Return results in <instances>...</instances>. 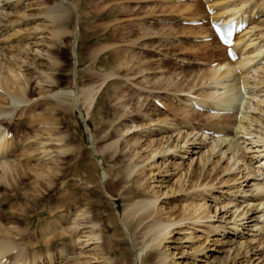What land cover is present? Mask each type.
Here are the masks:
<instances>
[{
  "label": "rangeland",
  "instance_id": "374dc122",
  "mask_svg": "<svg viewBox=\"0 0 264 264\" xmlns=\"http://www.w3.org/2000/svg\"><path fill=\"white\" fill-rule=\"evenodd\" d=\"M40 1L24 0L19 5L25 10L26 20L8 29L6 49L4 47L0 55L2 59H7L10 54L18 55L17 48L27 43L24 48L26 51L18 55L21 56L18 61L23 62L21 72H33L28 86V97L34 105L32 113L27 115H30L28 121L30 119L31 123L21 124L16 118V111L9 121L2 123V128L8 131L14 144H17L8 158L33 166L38 172L44 170L43 179H48L45 176L58 177L55 181L53 179L52 189L43 190L45 197L37 211L60 204L58 188L67 184L71 188L69 192L75 194L79 203L72 213L84 211V216L97 214L99 217L94 227L87 225L97 230V239L90 241L91 244L88 242L84 245L81 242L86 234H79V243L77 240L74 242L77 236L73 232L55 231V237L66 235V240L57 241L51 248L52 261L48 264H72L71 258L78 253H81L82 264H155L156 260L151 258L159 248L149 246L145 249L146 244L143 243L146 238L139 233L141 225L134 234L125 219V212L130 207L124 195L127 188H135L148 196L153 193L159 195L152 217L170 216L179 219L197 203H204L206 210L210 211L209 218L198 222L184 220L169 228L172 232L160 246L161 250L173 252L167 264H264V215L259 216L264 206L258 205L255 209L256 202L252 199L255 187L264 190L261 183L264 174L260 175L264 171V140L260 141L259 136L264 134L262 1L47 0L43 4ZM61 3L68 9V18H64L60 27L72 33L69 31L55 38L51 32L54 26L47 18L37 14L46 7ZM189 4H196L198 13L185 8ZM207 4H211L210 8L220 5L236 8L243 5V12L251 11L249 13L253 22L245 23L237 35L244 32L242 39L246 40L247 47L244 50L256 46L263 52L252 51V54H248L253 59L246 65L249 67L247 79L250 90L244 89L245 101L249 100L253 106L258 105L261 112L253 108L246 109L249 117L257 116L260 121L251 122L247 129L251 130L250 134L239 133L241 138L238 136L237 140L242 148L239 150V159L232 158L228 151L224 155L222 150L225 148L219 151V146L212 149L211 140L219 135L207 129L214 118L208 113L215 112L201 105L197 108L194 103L197 113L193 114L189 109L190 104L186 102L189 97L214 101L223 91L216 90L217 86L213 82L199 79L208 69H223L218 63L224 51L212 34L209 24L212 13L208 12ZM192 19H196V23ZM77 25L79 35L75 38L73 30ZM44 50L49 51L50 58ZM35 55V63L40 70L52 76L55 81L53 84L46 74L28 64ZM237 71L235 73H239ZM109 72L114 75L101 85L88 112L79 98L74 101L77 104L73 107L69 106L66 98L56 100L48 94L50 89L56 91L73 86L77 94L89 87L95 89L100 86L103 74ZM42 78L44 80L38 82ZM259 80L263 81L259 86L254 84ZM40 85L43 86L41 89ZM44 91L49 100L43 99ZM206 95H209L208 98ZM31 114L43 115L46 123L41 125L37 116L34 119ZM202 127H205L204 130H200ZM49 133H52L51 137ZM56 136H61V140L45 142ZM193 138L195 141L192 143L190 140ZM167 145H176L173 149L176 151L158 152L160 147ZM22 146L27 148V153L31 152L28 161L25 160L26 150ZM61 149L66 150L63 152ZM43 150H48V155L36 162L44 154L41 153ZM245 160H249V167ZM134 163L136 165L130 172ZM229 165L231 169L226 170ZM256 168H259L260 173L240 178L242 174ZM26 173L29 177L23 183L33 182L36 171ZM60 176L64 179L63 184ZM122 177L129 181L117 184V179ZM236 177L238 181L234 180ZM86 180L89 183L84 184ZM201 181L210 186L198 187ZM42 182L44 189L46 181ZM256 182L259 183L256 185ZM195 184L194 189L192 187ZM5 187L8 189L10 185L6 184ZM4 188H0V195L10 192ZM83 194L86 199L81 200ZM23 201H16L14 207L0 202V216L4 217H0L2 231L8 229L11 231L8 237L17 241L26 229V224H10L7 221L10 222L9 216L18 211L20 203L27 200L24 198ZM185 209L187 211L184 212ZM246 210L245 216L239 218L238 214ZM41 217L45 219L37 226L39 232L55 220L44 215ZM37 219L32 218V225H36ZM110 220L115 221L114 225L109 224ZM65 221H69L68 224ZM62 222L65 223L64 227L69 225V214L64 215ZM233 224H238V228ZM114 226L115 230L124 234V242L122 237L112 241L111 254H106L108 259H105L102 252H105V243L108 245ZM106 228L111 230L105 232ZM45 250H38L44 254L43 262L47 260ZM146 253L149 256L142 260Z\"/></svg>",
  "mask_w": 264,
  "mask_h": 264
},
{
  "label": "bare ground",
  "instance_id": "6f19581e",
  "mask_svg": "<svg viewBox=\"0 0 264 264\" xmlns=\"http://www.w3.org/2000/svg\"><path fill=\"white\" fill-rule=\"evenodd\" d=\"M44 1L46 2L47 0H41L40 2L43 4ZM261 1H262L261 6L264 7V0H261ZM23 2L24 0H0V11L2 10L0 12V55L2 51L4 50L6 41L8 40V37H9L7 33L8 29L12 28L16 24L21 23V21L26 20L27 16L25 15V10H22L19 7V5L22 4ZM207 5H208L207 6L208 10L212 11L211 21H220L223 24H229L232 21H234L235 26H237L239 23L249 24L253 22V20L250 18L251 15L249 13L251 11L249 10L246 12L245 10L244 12L242 11L243 5L236 6V8L235 6L229 7L227 5H222V6L220 5V6H216L215 8L211 6L212 8H210L209 5L211 4H207ZM197 7L198 6L196 4H189L185 6V8L193 12H196V10L198 9ZM227 7H229V9H225ZM196 13H198V11ZM67 14H68V9L61 3L58 5L51 6V7H46L43 10H40L37 15L43 16L49 20L52 26H54L51 28L52 35L55 38H59L64 33H67L70 31V30L61 28L62 26L60 27L64 18L65 19L68 18ZM192 20L195 21L196 19H192ZM35 29L36 27H34V30ZM202 31H204V29H202ZM202 31H201V34H202ZM70 33L72 32L70 31ZM209 33H211V31ZM243 33L237 35L235 37L236 38L235 41L231 45L238 55L237 60H232L228 58L226 54V47L218 43L220 45L218 46L222 48V50L224 51V56L220 58L221 60L218 63V65L222 66L223 69L221 70L218 69L219 70L218 71L214 67V69H208L206 70L207 71L206 73H203V75L199 76V79H203L205 82H208V81L213 82V85L215 84L217 86L215 87L216 90L222 89L223 91L220 92V95L214 101L213 100L206 101L205 99L203 100L202 98L194 99L192 97L191 98L189 97L186 100L187 105L190 104L189 106L191 108L189 107V109H191V112H193V114L197 113L195 112L196 110L193 107L194 103L201 105L202 107L205 106L206 108L213 110L215 112L212 114L208 113V116H213L214 118L212 119L211 123L208 125L207 129L211 130L213 134L219 135L218 138H213V140H211V142H213L212 149H214L215 147L218 148V146H219L218 151L222 150V148H225L224 150H222V153L225 155V152L228 151V154L231 155V157L234 159H239L241 157L240 155H238L239 150L242 149L239 141L237 140L239 133L241 134L249 133L250 134L251 130L248 131L247 129H248V126L251 125V122L259 123L260 121L257 116H250L251 117L250 118L248 116V111L246 109L249 110L253 108L257 111L260 110L261 112V108L258 105L253 106L252 104L250 105L249 100L245 101L246 96L244 95V92H245L244 89H248L246 91L250 90V88L248 87L250 84H248V79H247L248 78L247 73L249 72L248 71L249 67L248 66L246 67V65L248 62L252 61L253 56L251 55L248 56V54L250 53L252 54V51H256V53H259V52L263 53V52L261 51L260 47L256 48V46H254V48H252L251 50L245 49L246 50L245 51L243 48L246 47V44H245L246 40L242 39ZM73 34L75 35V38L78 37L79 35L78 25L73 30ZM207 35H211V34H207ZM207 35L205 34V36ZM26 45L27 43H22L19 47L17 46L18 55L26 51L24 49ZM73 46L74 47L76 46V41ZM44 51L46 52L47 50H44ZM47 52H48V57L50 58V55H49L50 53L49 51ZM18 55L10 54L9 57H6L7 59L5 58L2 59V57H0V188H4L6 184H9L10 188L7 189L5 187L4 189L11 192V193L8 192V193L1 194L0 202L3 201L6 203H9L11 207H14L16 201L20 200V202H24L23 201L24 198L25 200H27L25 203H20V206L18 208L19 212L16 211V213L10 215L9 216L10 222L7 221V223H10V224L14 222H18V223L23 222L26 224V229L23 230L24 232L22 230H21L22 232L20 231L21 232L20 237L17 238L19 241H17L14 238L11 239L8 237L9 236L8 234L11 233V231H9L8 229L5 230V232L2 231V224L0 223V264H26L28 262H30L31 264H45V263L48 264L52 261V254H51L52 252H50L51 248L55 245L57 241L66 240V237H65L66 235L61 236L60 238L55 237V233H56L55 231L58 230L61 232L62 230L63 232L61 233L68 232V231L73 232L74 235L77 236L74 242H76V240L77 242L80 241L79 237L81 236L79 234H82V235L86 234L85 239L81 242H83L84 245L86 243L88 244V242L89 244H91L90 241L97 239V230L93 227L98 222L99 217L97 214L95 215L91 214L90 216H84V211H78V212H75L74 214L72 213V210H75L76 205L79 206V203H78V198L75 197V194L72 192V190H71L72 193L69 192V189L71 188L67 184H65L64 187L60 185V187L58 188L59 189L58 201L60 202V204L53 206L50 209L44 208V209L37 211V208H39L41 204L42 198L45 197L43 194L44 193L43 190H45L46 188L52 189L51 184L52 182L55 181V178L58 179V177L57 176H45V177H48V179L47 178L43 179V175L45 173L44 170H41L40 172H38V170H36L33 166L19 163V161L15 162L16 161L15 159L10 160L8 158L10 154H13L14 149L17 144H14L15 141H13L11 136L7 133L8 131H6L4 127L2 128V123L3 121L4 122L9 121L14 111H16V116H17L16 118L17 120H19V122L21 121L20 122L21 124L25 125L26 123H31L30 119L28 121V118L30 117V115L29 117H27V115L30 114V112L32 113L31 108H33L34 106L33 104L30 103V99L28 97V91H29L28 86L30 83V77L32 76L33 72L32 71L27 72V73L24 71L21 72V68L23 67L22 66L23 62L18 61V60H21V56H18ZM36 57H37L36 55L32 56L30 58L31 60L28 61V64L34 65V68H36V70H39L41 73L46 74L45 70H42V69L40 70L39 65L35 63ZM120 63L121 62H119V66L121 67L122 64ZM236 69H238L237 72L239 73H235ZM111 75H114V73L112 72L104 73L103 78H102L103 80L100 86L99 87L97 86V88L95 89L93 87L82 89V91L80 92L82 97L81 96L79 97L80 93L79 94L76 93L74 86L73 88L59 89L56 91H52V89H50L48 94L50 97L53 96L56 100L61 99V98H66L69 106H73V107L77 104V103L75 104L74 101L79 98L82 100V103L84 104V107L86 108L88 112L92 108L95 102L96 95L101 85L104 84V82L107 81V79ZM46 78L52 84L55 82L51 75L46 74ZM41 80L43 81L44 79L43 78L38 79V82L39 81L41 82ZM262 82L263 81L259 80L258 82H254V84L259 86L260 83ZM73 84H76V82L73 81ZM41 87L43 86L40 85L39 88L41 89ZM46 93H47L46 91L43 92L42 94L43 99L46 98L45 96ZM209 95H206V97ZM46 99L49 100L48 98ZM263 102L264 100L262 101V103ZM244 103L246 104V106H243ZM187 112L189 113L190 111H187ZM39 114L38 116L36 115L37 119H39V122L41 125H44L46 123L45 122L46 118L43 115H39ZM36 116L34 114H31L32 118L34 117L36 118ZM204 128L205 127H202L201 129L200 128L199 129L204 130ZM47 132H50V131H47ZM52 133H49L50 137ZM259 136H260V141H263L264 134L261 133ZM52 139H55L56 141H60L61 136H56V138L46 139L45 142H47L48 140L52 141ZM189 140L185 142H188ZM190 141H192L193 143L195 141V138L191 139ZM199 142L202 143V140H199ZM40 143L43 144L44 142L40 141ZM175 147L176 145H173V146L167 145L164 148L160 147L158 152L165 153L169 150H172L175 152L176 150H173ZM22 148L25 149L24 146H22ZM41 149H43V145ZM25 150H26L25 160L28 161L29 158H31L30 156L31 152L27 153V148ZM64 150L66 149H61V151L63 152ZM22 152L24 151L22 150ZM42 152L44 154L43 155L41 154L42 156L37 158L36 162L39 159H41L43 156L48 155L47 153L48 150H43L41 151V153ZM245 164L247 165V167L251 165L249 163V160H245ZM135 165L136 163H134L130 167V172L133 170V167H135ZM230 169H231V165H229L226 168V170H230ZM28 171H34V172L36 171V176L33 177V180H32L33 182L23 183V180L29 177V176H26L27 174L26 172ZM259 171H260L259 168H256V170L252 169L250 170V172L246 174H242L240 178H245L248 175H252ZM263 174H264V171L262 170L260 175H263ZM121 179H122V182H121ZM234 180L238 181V178L236 177ZM42 181H46V183H44V185H46L44 186V189L42 188V183H43ZM61 181H62L61 183L63 184L64 179H62ZM128 181L129 180H127V178L125 179L124 177H122V178L117 179L116 183L120 184L123 182L126 183ZM87 183H89L88 180L84 182V184H87ZM258 183L256 182V185ZM261 183H263L264 185V178H263V182ZM204 184L201 181L200 184L197 186L199 187L200 185H203V187L205 188L210 186L207 183L205 184V186ZM30 185L32 186L28 187ZM195 187H196V184L192 188L195 189ZM255 188H256V192L252 196V199L256 202L255 209H257L258 205L264 206V190H262L259 187H255ZM243 192L245 193L246 191H243ZM124 195L127 196V200L129 202L128 205L130 206L125 212V219L128 221V224L130 225L129 229L134 231V234H135V230L138 229L139 226L141 225L139 229V233H142L143 237L146 238L143 243V244H146L145 249L149 246L152 248H159L155 256L151 258V260L152 259L156 260L155 264H167L168 258L173 256V252L171 253L169 249H166V250L160 249L162 242L167 238V235H169L172 232V230L169 229L172 225L179 224L183 222L184 220H193V222H198L206 217L208 218L210 217L209 216L210 211L206 210V205L204 203L193 204L190 207L191 209H188V212L179 219L171 218L170 216L152 217V213H153L154 206H155V201L159 197V195H155L153 193V195L148 196L147 194H144L135 188L125 189ZM85 196L86 195L82 196L81 200L86 199ZM47 200L50 201L51 198H47ZM87 201L88 199L85 202ZM237 209L239 208H236V210ZM140 210L142 211L137 216ZM185 211H187V209H185L184 212ZM247 212L248 210L241 212L240 214H238V217L239 218L244 217ZM66 214H69L71 222L69 223V225H66V227H64L63 224L65 223L62 222V219L64 218V215ZM87 214L88 212L85 211V215ZM42 215H44L46 218H55V220L52 223H49L39 232L37 229V226L38 224L42 223L43 219H45L41 217ZM263 215H264V211L259 216L263 217ZM34 217H38V219L36 220V225L35 224L32 225L31 223L32 218ZM6 218H8V216ZM84 219H86V221ZM145 220L147 221L144 223ZM68 222L69 221H67L66 223L68 224ZM114 223L115 221L113 220H110L109 222L110 225H114ZM89 224L92 225L93 227L89 228L87 226ZM233 225L236 228H238L237 227L238 224H233ZM110 230H111L110 228H106L105 232H109ZM16 235H17V232H16ZM39 235L41 236L39 237ZM121 237H122V241L124 242V239H123L124 234L122 233V231L119 232L115 230V226H114V231H113V234L110 236L108 245L107 243H105L106 244L105 249H104L105 252H102L105 259H108V256L107 257L105 256L106 254L107 255L111 254V249H110L111 242ZM20 245H23L24 247H21ZM42 248L46 249L45 258L47 260L45 262H43L42 260L44 258L43 257L44 254L38 251L39 249H42ZM145 249H143L142 251L144 252ZM30 251L32 252L30 253ZM143 252L140 255H142ZM59 253H60L59 255L60 258L63 259L62 252L59 251ZM80 254L81 253L75 254L71 258L72 264H82L83 263V260L79 256ZM148 256L149 255L146 253L144 257L142 258V260L146 259V257ZM4 258H6V261L2 262ZM147 260L150 261V259H147ZM174 262L177 263V261H174ZM221 264H224V263L222 262Z\"/></svg>",
  "mask_w": 264,
  "mask_h": 264
}]
</instances>
